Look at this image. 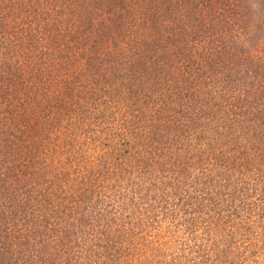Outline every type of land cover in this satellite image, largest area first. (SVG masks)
<instances>
[{
	"label": "trees",
	"instance_id": "trees-1",
	"mask_svg": "<svg viewBox=\"0 0 264 264\" xmlns=\"http://www.w3.org/2000/svg\"><path fill=\"white\" fill-rule=\"evenodd\" d=\"M242 2L0 0V264H264Z\"/></svg>",
	"mask_w": 264,
	"mask_h": 264
},
{
	"label": "rangeland",
	"instance_id": "rangeland-1",
	"mask_svg": "<svg viewBox=\"0 0 264 264\" xmlns=\"http://www.w3.org/2000/svg\"><path fill=\"white\" fill-rule=\"evenodd\" d=\"M243 6L245 8L250 9L251 13V19H250V25L252 26V34L253 41L256 42V39L260 37V39H264V0H243ZM204 137H206L203 134ZM207 138V137H206ZM254 143L251 141L250 145H253ZM247 145V144H246ZM264 145V142H263ZM248 146V148L251 150V148ZM204 148H207V145H204ZM245 152L248 153L245 149ZM215 155H218L216 152ZM259 156V155H258Z\"/></svg>",
	"mask_w": 264,
	"mask_h": 264
}]
</instances>
